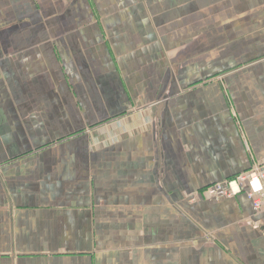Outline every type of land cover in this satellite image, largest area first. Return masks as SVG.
Masks as SVG:
<instances>
[{"label": "crops", "instance_id": "1", "mask_svg": "<svg viewBox=\"0 0 264 264\" xmlns=\"http://www.w3.org/2000/svg\"><path fill=\"white\" fill-rule=\"evenodd\" d=\"M262 163L264 0H0V264H264Z\"/></svg>", "mask_w": 264, "mask_h": 264}, {"label": "built area", "instance_id": "2", "mask_svg": "<svg viewBox=\"0 0 264 264\" xmlns=\"http://www.w3.org/2000/svg\"><path fill=\"white\" fill-rule=\"evenodd\" d=\"M245 191L254 212L264 211V164L255 165L246 174L224 184H213L205 189L208 198L231 197Z\"/></svg>", "mask_w": 264, "mask_h": 264}, {"label": "rangeland", "instance_id": "3", "mask_svg": "<svg viewBox=\"0 0 264 264\" xmlns=\"http://www.w3.org/2000/svg\"><path fill=\"white\" fill-rule=\"evenodd\" d=\"M264 163H262V164H260V165H263ZM247 172H249V170L248 171H246V172H244V173H242V174H240V175H243V174H246ZM240 175H237V176H240ZM236 176V177H237ZM235 177V178H236ZM234 178V179H235ZM233 179H229V180H225V181H223V182H219V183H215V184H224V183H226V182H230V181H232ZM213 185V184H212ZM211 186V185H210ZM242 193H245L246 194V196H247V193L245 192V191H242ZM263 212V211H262Z\"/></svg>", "mask_w": 264, "mask_h": 264}]
</instances>
